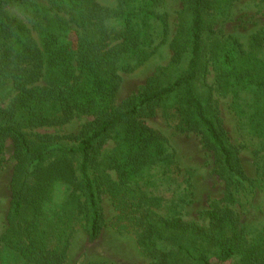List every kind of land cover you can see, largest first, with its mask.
Masks as SVG:
<instances>
[{"label": "trees", "instance_id": "obj_1", "mask_svg": "<svg viewBox=\"0 0 264 264\" xmlns=\"http://www.w3.org/2000/svg\"><path fill=\"white\" fill-rule=\"evenodd\" d=\"M136 1L114 8L100 0H0V102L9 99L0 105V172L8 139L15 156L0 264H65L79 221L86 219L91 241L106 226L103 192L118 225L138 231L151 264H264V241H249L231 207L207 210L208 223H200L161 212L162 197L140 183L146 167L174 163L166 138L147 123L161 112L201 135L229 202L254 187L205 76L213 57L218 88L232 94L236 114L252 131L264 133V58L245 53L239 42L236 54L225 48L213 12L221 0H182L184 16L171 42L174 73L159 71L117 105L121 72L156 47L148 19L160 0H144L143 9ZM9 6L22 7L27 20ZM253 40L262 46L264 32ZM81 115L90 118L78 132L29 130ZM108 140L114 145L105 153ZM59 182L67 185L65 199L49 210Z\"/></svg>", "mask_w": 264, "mask_h": 264}, {"label": "rangeland", "instance_id": "obj_2", "mask_svg": "<svg viewBox=\"0 0 264 264\" xmlns=\"http://www.w3.org/2000/svg\"><path fill=\"white\" fill-rule=\"evenodd\" d=\"M47 2V0H38ZM114 8L120 0H100ZM141 2V4H138ZM135 5L146 8L147 1L137 0ZM149 16L151 31L155 39L154 52L142 64L131 71H122V85L116 104L123 103L128 97L140 93L147 79L159 71L163 76H170L176 67L171 63L173 49L172 39L175 37L182 21V0H160L152 7ZM10 12L26 21L22 7L9 6ZM215 29L224 40L225 48L237 53L239 42L246 53L264 58V44L254 45V35L264 32V0H234L226 4L216 2ZM231 52V53H232ZM223 60V58H222ZM223 64V61H222ZM217 70L214 58L208 59V71L205 82L213 87L214 100L220 113L223 125L231 139L238 146L243 167L254 179V187H250L238 196L236 202L225 198V182L218 175L212 152L204 145L201 135L192 130H184L178 126L176 118L165 117L161 112L147 118V123L159 131L167 140L168 152L174 155V163L158 160L144 170L140 183L155 195L162 197L160 210L163 213L179 212L185 218L208 223L206 211L215 206H229L239 217L250 242L264 241V174L259 169L264 167V133H255L240 118L232 105L233 96L218 88ZM8 98L0 105H6ZM90 116L81 115L70 122L58 126H41L29 129L32 132L66 135L78 132ZM108 140L104 152L113 147ZM104 157V156H102ZM15 164L14 146L7 140L4 151V163L0 172V237L4 238L8 229L7 214L10 208V181ZM264 168L262 169V171ZM116 176L115 171H111ZM67 185L57 183L53 199L48 203L52 210L65 199ZM102 202L107 220L100 236L91 241L86 229V219L76 225L71 235L70 248L65 264H151L152 256L138 242V231L135 227H120L116 210L111 197L103 192ZM264 243V242H263ZM13 256V255H12ZM11 256V257H12ZM24 264L23 262H12ZM231 263V261H230Z\"/></svg>", "mask_w": 264, "mask_h": 264}]
</instances>
